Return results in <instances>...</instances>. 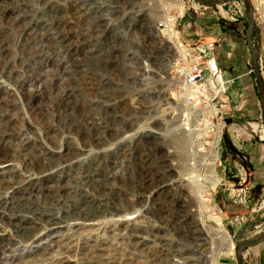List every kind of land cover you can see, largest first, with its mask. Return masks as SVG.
Returning <instances> with one entry per match:
<instances>
[{
    "label": "rangeland",
    "instance_id": "rangeland-1",
    "mask_svg": "<svg viewBox=\"0 0 264 264\" xmlns=\"http://www.w3.org/2000/svg\"><path fill=\"white\" fill-rule=\"evenodd\" d=\"M20 1L21 4L10 1V8L4 11V19L0 17V44H4L8 51L5 58L0 56V108L4 110H0V138L6 139L4 147L9 155L6 160H11L10 163L0 164V167H3L0 172H5L0 174V186L8 184L10 180H18L12 178L10 173L15 170L8 165L11 164L13 167L16 165L20 169L22 165L19 164H22L23 157L33 160L35 165L30 177L34 176L32 181L37 182L35 188L37 197L47 192L46 187L53 188L61 185L67 177L65 172L74 167L85 164L84 166H88L89 169L101 173L105 166L107 178L110 177L106 188L116 192L118 209L121 208V211L119 210L116 216L110 218L107 229L106 224L100 229L95 223L77 221L75 224L80 223L76 226L73 221L62 219L63 227L52 233L53 240L58 243V252L42 258L36 257L35 253L19 258L17 257L19 252L16 253L10 249L0 258V264H145L148 256H156L162 251L170 255L177 254L179 250L189 254L188 246L171 236L170 222L175 217H171L172 220H169V223L159 220L160 214L164 216L166 213L164 208L167 209L169 204L178 206L182 200H184V210L182 215H179L182 220H191L194 224L201 223L216 229L214 221L210 220L205 213L207 209H210V213L218 220V225L227 234L229 240L227 245H220L217 264H236V248L264 234V136L258 91L246 44L247 21L243 1L234 0L218 4L213 8H204L195 0H182L184 7L179 12L180 17L176 23L181 41L187 46H198L206 57L214 59L217 69L214 84L223 88L229 102L230 110L226 116L227 131L224 132L225 137L216 173L212 171L215 181L213 184L207 183L204 179H195V176L199 174L203 177L205 170L203 169L204 173H199L196 167L189 164L194 150L190 148L189 154L183 157L178 149L172 146L173 143L169 144L173 139L181 138L176 124L172 126L175 128L160 131L149 128L147 120L136 116L134 124L138 126L132 130L139 132L135 135L136 145H133L131 149L126 142L129 141L130 133L124 130L117 131V125L120 123L126 127L124 124L130 118V112L127 110L124 115L117 114L116 105L109 104V102L113 103L114 98L104 99V92H97V83L100 79L98 76L95 77L96 74L94 76L92 71L98 65L99 75L103 78V69L99 59L95 58L96 51L89 49L90 31L87 32L86 37L89 62L86 85L84 84L81 96L79 90L73 91L74 100L77 102L72 110L75 113V121L72 123L79 128V133L68 132L66 129L68 121H65L62 116V107L60 109L59 103V97L66 89L65 80L59 81V72L66 66V58L61 52L52 53L53 36L49 32L52 19L32 12L34 3H25L28 0ZM104 1L109 3V0ZM249 2L256 26V34L252 32L250 43L258 63L261 82L264 85V25L260 24L259 20L260 16H264V0H249ZM101 5L106 8L104 3ZM161 5L159 0L115 2L110 5L112 16H104L102 19L108 23L106 25L110 31L112 27L115 29L110 33H112V40L116 43L117 37H121V43H123L132 32L136 34L135 47L138 52H142L144 50L140 43L141 34L139 31H133V28L141 25L151 29L155 22L165 17L169 9L162 11ZM118 6L120 8L114 12ZM72 10L75 12L74 6ZM32 14L37 17L38 23L35 18L32 19ZM54 16L59 18L58 20L60 18L68 20L67 15L62 11H58ZM64 28L66 31L70 30L75 37L78 36L79 27L69 24ZM117 28L125 31H116ZM49 35L51 43L48 40ZM38 45L45 49L51 46V52H46L49 54L37 59L35 52ZM115 49L113 45H109L107 54L109 51V55L115 58L116 54L120 53ZM119 62L120 60L118 64ZM5 70L14 72L10 81L2 76ZM29 92L39 94L41 106H37L34 112L26 110L25 107L29 98L26 93ZM101 94L103 104L98 103V100L101 101L99 98ZM78 101L82 104V110ZM38 108L44 118L38 115L40 114ZM82 120L83 126H81ZM100 122L101 126L104 125L103 128L106 126L105 136L108 143L105 145L96 143L97 139L100 140V133L95 127ZM115 124L117 130L114 133L112 125ZM145 130L152 133V137H146L144 140L149 141L150 144L138 140L143 139L141 135ZM99 131L101 132V128ZM189 133L193 141L196 138V143L193 144L197 145L198 138L195 132ZM114 134H116L115 144L118 150V154L115 155L112 139ZM170 137H172L171 140ZM121 138L127 140H122L123 143L120 145L118 141ZM151 139L153 141H150ZM66 148L69 150L66 159L55 161L54 166L57 164L60 165L59 167H51L48 160L59 159L58 154ZM43 150L46 152L40 158ZM104 152L105 161L101 163L98 159ZM127 153L128 156H126ZM186 156H189L187 160ZM21 170L22 173H27L23 168ZM114 172L116 179H113ZM161 176L169 185V193L161 196L163 201L153 202L151 199L154 198L150 197L151 192L156 188L155 179ZM179 177L185 179L183 187L178 185ZM21 180L24 183L27 181L25 178ZM149 180H152L150 184L147 183ZM218 181L221 185L217 186ZM54 192L52 190L51 193ZM198 192L199 196L202 195L208 200L204 206H201L196 199ZM137 198H141L139 205H135ZM149 201L150 203L152 201L153 205L149 204ZM126 204H129L132 209L124 210ZM195 209L197 212L194 213ZM2 227L0 226V245L7 241L15 242L14 231ZM156 233L158 237H162L163 246L159 247L150 243L151 237ZM37 235L42 242L48 240L43 231ZM141 240L144 244L137 245ZM26 248L27 253L36 252L35 249H30V245ZM240 258L242 264H264V242L243 251Z\"/></svg>",
    "mask_w": 264,
    "mask_h": 264
},
{
    "label": "bare ground",
    "instance_id": "bare-ground-1",
    "mask_svg": "<svg viewBox=\"0 0 264 264\" xmlns=\"http://www.w3.org/2000/svg\"><path fill=\"white\" fill-rule=\"evenodd\" d=\"M10 1H16L18 4H21L20 2H22L20 0H0V17L3 19L5 17L4 11L10 8ZM110 1L113 4L115 2L117 3L125 2L126 3L132 0H110ZM91 2L92 0H28L25 2V3H31V4L34 3V5L32 4V8H33L32 12H35V14L40 13V16L43 14L42 16L52 19L50 20V27H49V30H50L49 32L52 33V36H53L52 37V53L54 51L58 53L61 52L64 58H66V66L59 72L60 74L59 81L63 82L65 80L66 82V89H64L65 91L60 97L58 96L60 98L59 99L60 109L62 107L61 111L63 113L61 111L60 112L62 113V116L65 118V121H68L66 124L67 131L73 132L74 134L79 133V128L76 125L73 126L74 123H72L73 121H75L74 120L75 113L72 110L74 109V105L77 102V100H74L75 97L73 96V91L79 90L80 96L81 94L83 95L84 86L86 85V80H87L86 76L89 73V62L87 61L88 54H87V43H86V37H87V32H88L87 31L88 30L87 21L89 20L90 14H91L90 5L91 7H93L92 4H95L94 2L93 3ZM159 2H160V5L162 4L161 5L162 11H164L165 9H168V8L170 9L171 7H174V8H177L178 11L180 12L181 9L184 7L182 0H159ZM73 6L75 8V12L72 11ZM99 6L102 7L103 5H99ZM58 11H62L65 15H67L68 20L65 21L63 20L64 18L62 19L60 18V20H58L59 18L54 16V14L57 13ZM104 16L105 15L102 14L101 18H103ZM17 17H20V16H17ZM165 17L167 18L166 15ZM34 18L36 19V23H38L37 17H35V15L32 14V19ZM55 20H58V21H55ZM259 20L261 21L260 24L262 23V25H264V16H260ZM69 24L79 27L78 36L76 35L75 37L73 33H71L70 30H67V31L65 30L64 26L69 25ZM172 26H173L172 23L169 24L170 29L172 28ZM111 31H115V29L112 27ZM172 32L173 31H167V33L174 39V41H178L177 40L178 38H176V36H174ZM132 34L134 33L132 32ZM48 40L51 43L50 35H49ZM48 40L46 41V44L48 43ZM36 49L37 51L35 52V55L37 59L45 57L47 54H49L46 52H51V46L45 49L44 47L38 45ZM6 52H8L6 46L4 44H0V56L5 58L7 54ZM7 59H8V56H7ZM5 62L8 63V61H5ZM13 73L14 72H12L11 70L9 71L5 70L2 73V76L7 77V79H9L8 81H10L12 79L11 76L13 75ZM92 73L94 74V76L96 74L95 77L98 76V79H100L97 83V92L98 91L99 93L103 92V85H101V76L99 75L100 73H99L98 65L94 67ZM26 94H28V97H29L25 104L26 110H31L34 112L37 106H41L40 99L38 98L39 94L37 95L36 92H33V93L29 92ZM101 96L102 94L100 95V97L98 96L99 98H101V101L99 102L98 100V103L103 104L102 102L104 101ZM78 103L80 104V107L82 110L81 102L78 101ZM51 107H52V104H51ZM1 109L2 108H0V110ZM38 111H39V108H38ZM99 112L102 113L100 110ZM38 115L41 118H44L41 112ZM101 124L102 123L100 122L98 123L97 127H95L96 131L100 133V140L97 139L96 143H101L100 145H105L108 143L106 141V136H105L106 126L103 128L104 125L101 126ZM81 126H83V120L81 122ZM177 127H178L177 132L179 133V136L181 138L173 139L169 144L171 145L173 143L172 146H174L175 149H178V151L184 157L185 154L186 155L189 154L190 148L194 150L193 147L197 146V145L194 146L193 144V143H196L195 141L196 138H194V141H193V138L190 136V133H189L190 131L195 132V129L191 130L192 126H187L185 124H180ZM98 128L99 129L101 128V132L99 131ZM112 129H113V132L115 133L117 130L116 124L112 125ZM151 134L152 133L150 131L145 130L144 133L141 135V137L145 140L146 137H152ZM134 135H136V133ZM171 138L172 137H170L169 139L171 140ZM82 139H83V136H82ZM112 139L114 141V146H115V149L113 152L115 155V154H118V150L115 144L116 134H114ZM5 140L6 139L4 138H0V164L11 162V160H6L8 152L4 147L6 143ZM150 141H153V140L151 139ZM144 143L148 144L149 141H144ZM68 151L69 150L66 148L62 152H60L57 156L59 159L57 160H48V163L50 164V166L51 167L56 166V168L59 167L60 165L56 164L54 166V164L60 159L65 160L66 157L68 156ZM45 152L46 151L43 150L42 153H40V156H41L40 158H42V154H45ZM28 153L29 152H27V154ZM81 153H82V150H81ZM99 157H100V159H98L99 162L104 163L103 160L105 161V152L104 154H102V156L100 155ZM188 157L186 156V160L188 159ZM191 159H192V156L190 158V161ZM214 159L215 158H211L209 163L206 164L209 167L206 168L205 174L203 175V177L200 176L199 173H201V171L199 170L200 171V172L198 171L199 175L195 176V179L197 178L204 179L207 183L209 182L210 184H213L215 182L212 176V171H214L213 170L214 167L212 166V163ZM19 161L21 162V160ZM19 165H22L21 168H23L24 172H27V173H22L21 168L19 169V167H16V165L15 167H13L10 164L8 166H10L11 168L15 170L14 172H11L10 174L12 175V178H17L18 180L15 179V181H18V182L10 180L8 184L0 186V226L1 227L3 226L2 228L6 227L10 229L12 230V232L14 231V234H16L15 242L11 240L13 243L12 242L9 243L7 241V242H4L2 245H0V258H2V256L6 252L10 251V249H12L11 251H14L16 253L19 252L17 256L19 258L23 257L24 255H34V253L36 257H41V258L51 255V253L54 254L55 252H58L59 247H58V243L53 240L54 237L52 236V233L55 231H58L60 228L63 227V222H61L62 219L71 220L73 221L74 224L77 221H80L81 223H95L100 229L103 228L102 226L104 224H106L105 228L107 229L110 218L113 216H116L119 210L121 211V208L118 209L117 197L115 196L116 192L114 193L112 190H110V188L108 189L106 188L107 185L109 184V183L107 184V181L110 177L107 178V174H106L107 171L105 172V169H106L105 166H103V168L101 167L102 168L101 173L97 172L94 169H89L88 166H84L85 164L84 165L81 164L77 168L74 167V169L72 168V170H68L65 172L67 177L64 178V181L61 185L55 186L53 188L46 187L45 190L47 192L43 193L42 196L40 195L39 197H37L36 196L37 191L35 190L37 182L35 183V181H32L34 180V176H32L33 178L30 177L31 176L30 173H32L33 172L32 170L35 169L33 160H29L23 157L22 164H19ZM2 168L3 167H0V169ZM47 168H50V167H47ZM1 173L5 174V172H0V174ZM203 173H204V170H203ZM151 177H154V176H151ZM162 177L163 176L157 177L155 179L156 188L151 192V196H150L151 198H154V199H151L153 202L163 201L161 196H165L169 193V187H168L169 185L165 183L164 178L162 179ZM22 178L23 179L25 178L27 181L24 183V181L21 180ZM113 179H116L115 172L113 173ZM151 182L152 180L147 181V183L149 184ZM177 182H178V185L181 187L185 185L184 183L185 179H180V177L178 178ZM52 190L55 191L53 194L51 193ZM196 199L198 200L201 206L202 205L204 206V203L208 202V200L202 197V195L199 196V192H198V196L196 195ZM152 201L151 203L149 201V204L153 205ZM183 203H184V200L180 201L178 203V206L176 205L172 206L169 204L167 209L164 208L166 212L165 215L163 216V214H160L159 220L161 221L164 220V222L169 223V220H172L171 217L173 218L175 217L173 221L170 222V226H171L170 231H172L171 236H173L172 238L175 237V239H178V241H180L181 243L186 244L189 248L188 250L190 251L189 254L182 253L183 251L181 252V250H179L177 254H171V255L165 253V251H162V253H158L156 256H148L147 259H145V264H217V258L219 257L218 253H219L220 245L222 244L227 245L229 243L227 234L220 228V225H218L219 224L218 220L212 216V214L210 213V209L209 210L207 209L205 213L208 214L207 217L210 218V220L214 221V223L216 224L215 225L216 229L202 225L201 223L194 224V222H192L191 220L189 221L182 220V218H180L179 215H182L183 213V210H184ZM136 204L137 205L141 204V198L136 199L135 205ZM128 209L131 210L132 208L129 207V204H126L124 206V210H128ZM193 212L194 213L197 212L196 209ZM152 215L154 216V213H152ZM155 216L157 217V215ZM184 217L185 215L183 216V218ZM79 223L75 225L77 226L79 225ZM8 229L7 231H10ZM42 231L46 233L47 238H48V240L45 242L40 241L41 239H39L38 238L39 235H37L39 233H42ZM168 233L170 234L169 230H168ZM150 243L154 245H159V247L163 246L162 237H158L156 233L154 236L151 237ZM22 244H26V245L24 246ZM142 244H144L143 240H141L140 243L139 242L137 243V245L139 246H141ZM28 245H30V249H35L36 252L27 253L26 247ZM155 247H158V246H155ZM68 250L69 249H67V251ZM103 264H114V263H103Z\"/></svg>",
    "mask_w": 264,
    "mask_h": 264
},
{
    "label": "built area",
    "instance_id": "built-area-1",
    "mask_svg": "<svg viewBox=\"0 0 264 264\" xmlns=\"http://www.w3.org/2000/svg\"><path fill=\"white\" fill-rule=\"evenodd\" d=\"M93 2L95 4H92L93 7L90 5L91 14L89 22L87 21L91 42L89 49L96 51L95 58L99 59L103 68L101 85L104 99L114 98L113 103L109 104L116 105L117 114L124 115L127 110L130 112V118L124 124L126 127L121 123L117 125V131L130 133L129 141L121 138L118 143L121 145L124 140L131 149L136 145L134 133L139 131L132 130L138 126L134 124L136 116L147 120L149 128L160 131L175 128L172 127L174 124L176 127L180 124L192 126L191 130L195 129L198 139L197 146L193 147V160L189 164L203 172V169L209 167L206 164L211 158H215L212 166L216 173L230 107L223 88L214 84L217 76L214 59L206 57L199 47L187 46L181 41L176 28L180 17L177 8L171 7L166 13L167 18L155 22L151 29L141 25L133 28L134 31H139L142 38L140 43L144 51L138 52L135 47L136 34L125 38L123 43L121 37H117V44L112 40L111 31L106 29L108 23L104 22L101 15L112 16L111 1L92 0L91 3ZM101 3L106 8L99 6ZM118 8L120 7H116L114 12ZM171 23L173 26L170 29ZM116 31L125 30L117 28ZM167 31H173L178 41H174ZM109 45L120 52L115 58L109 55V51L107 54ZM138 140L144 142V139ZM216 185L221 184L218 181Z\"/></svg>",
    "mask_w": 264,
    "mask_h": 264
},
{
    "label": "water",
    "instance_id": "water-1",
    "mask_svg": "<svg viewBox=\"0 0 264 264\" xmlns=\"http://www.w3.org/2000/svg\"><path fill=\"white\" fill-rule=\"evenodd\" d=\"M234 0H195V2L204 8H213L215 6H217L218 4L221 3H228V2H232ZM243 1L244 5H245V17H246V21H247V31H246V44L250 53V60H251V69H252V73L254 75V79L256 82V87H257V91H258V97H259V103H260V114H261V125H262V131H263V135H264V85L261 82V78H260V74L258 71V63L257 60L255 58V53L253 52V49L251 47V43H250V39H251V35L252 32H254L256 34V26L255 23L253 21V15H252V10H251V5L249 0H241ZM198 47V46H195ZM264 242V234L257 238L254 239L248 243L242 244L240 246H238L235 250V260H236V264H242L240 255L243 251L249 249V248H253L261 243Z\"/></svg>",
    "mask_w": 264,
    "mask_h": 264
},
{
    "label": "trees",
    "instance_id": "trees-1",
    "mask_svg": "<svg viewBox=\"0 0 264 264\" xmlns=\"http://www.w3.org/2000/svg\"><path fill=\"white\" fill-rule=\"evenodd\" d=\"M224 137H225V135H223V139H224ZM222 143H223V140H222ZM224 145H225V144H224ZM225 146H226V145H225ZM225 146H224V147H225ZM221 147H222V144H221ZM226 147H227V146H226Z\"/></svg>",
    "mask_w": 264,
    "mask_h": 264
}]
</instances>
